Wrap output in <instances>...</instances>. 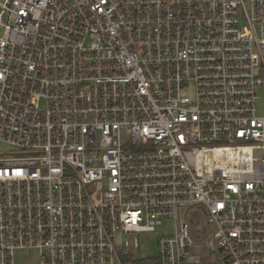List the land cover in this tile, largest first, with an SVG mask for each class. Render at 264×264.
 I'll use <instances>...</instances> for the list:
<instances>
[{"label":"built area","instance_id":"built-area-1","mask_svg":"<svg viewBox=\"0 0 264 264\" xmlns=\"http://www.w3.org/2000/svg\"><path fill=\"white\" fill-rule=\"evenodd\" d=\"M259 88L264 0H0V264H264Z\"/></svg>","mask_w":264,"mask_h":264},{"label":"rangeland","instance_id":"rangeland-1","mask_svg":"<svg viewBox=\"0 0 264 264\" xmlns=\"http://www.w3.org/2000/svg\"><path fill=\"white\" fill-rule=\"evenodd\" d=\"M257 93H258L256 100L257 113L259 115L264 116V88H259ZM171 229H173L172 224L163 223L152 232L142 233L139 239L141 245V251L138 254H135V257L140 258L144 256H148V257L155 256L157 254L156 238L172 233ZM13 258L15 259V262L18 264L36 263L38 261L37 250H33V249L17 250L15 251V255Z\"/></svg>","mask_w":264,"mask_h":264}]
</instances>
